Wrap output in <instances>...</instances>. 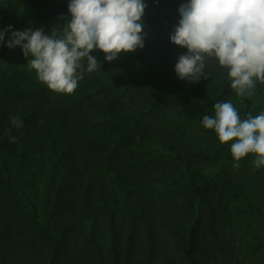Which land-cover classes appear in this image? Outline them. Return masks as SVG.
I'll use <instances>...</instances> for the list:
<instances>
[{"label":"rangeland","instance_id":"rangeland-1","mask_svg":"<svg viewBox=\"0 0 264 264\" xmlns=\"http://www.w3.org/2000/svg\"><path fill=\"white\" fill-rule=\"evenodd\" d=\"M144 2L147 7L143 22L148 27V30H144L145 36L153 32L151 27L154 25H158L162 33L170 36L180 19L178 8L187 0ZM175 10L177 12L173 13ZM50 11L49 0H0V30L9 25L17 31L29 27L33 30L43 27L45 34L59 37L61 32L54 26ZM10 35L11 32H7L4 42H0V132L15 137L13 142L18 151L13 149V145L0 141V175L5 178L0 184V262L4 259L6 264H48L52 249L56 247L57 252H60L59 264H189L188 258L179 247L180 239L173 234V229L190 224L188 220H193L198 213L197 200L200 196L194 191H188L189 174L185 168L179 167L176 154L182 152L191 157L193 155L190 151L211 153L219 144L218 138L214 137L213 132L209 133L211 130L205 129L201 121L205 115L214 116L215 103L225 102L218 87L230 86L227 70L210 60L205 69L210 73L208 79L202 77L199 82L192 83L180 80L175 73V67H171L174 76L169 77L163 75L161 67L158 72L146 71L143 60L126 58L127 54L123 52L111 62L105 60L104 53L100 50L94 49L90 52V55L97 53L100 71L107 83L114 88L112 93L125 90L122 99L131 107L146 105V116H143V120L150 126V136L140 141L139 144L142 145L137 152L132 151L134 143L125 145L122 150L120 170L126 171L128 179L127 184L122 186L123 189L117 183L116 168H111V177H108L113 188L110 187L107 201L116 208L118 215L117 246L121 261L117 263L113 261L114 252L110 249L111 237L107 231L109 215L100 204L89 205L91 214H88L87 219L84 214H79L80 201L75 194L77 185L84 182L95 184L98 181L97 169L103 163L106 164L107 159L102 152L103 144L98 139L100 131L93 125L98 119L107 117L106 110L100 105H88L86 111L76 107L75 113L71 112L72 115L68 113L69 115L61 118L54 116V111L65 114L64 110L68 109L72 94L53 92L41 83L35 71L28 70L27 59L21 48L17 46L9 49L5 46ZM186 52L187 49L182 48L180 54H173V63L176 64L179 55ZM83 63H87L86 59ZM8 70L23 74L28 93H13L6 87L4 76L7 73L4 72ZM260 85L261 88L256 87L251 99L258 98L263 105L264 85ZM34 92L46 93L49 98L37 99L33 96ZM159 94H162V100L156 99ZM155 101L156 104L148 111L149 105ZM228 101L233 103L244 119L248 113L258 108H246L244 98L237 97L235 92ZM21 110L32 113L34 117L24 125L25 139L23 146L19 148L18 128L11 124V118ZM258 114L259 112H255L252 115ZM52 134L55 135L54 138ZM115 136L116 133L114 138ZM116 137L123 139L126 134ZM102 141L104 143L105 139ZM159 144H162L164 150L162 154L157 151ZM21 152H25L23 157L19 156ZM156 156L165 159L166 164H157ZM3 160L7 163L8 170L1 168ZM69 167L74 172L63 175L68 172ZM176 168L181 175L185 174L178 193L174 192L176 187L174 188L172 181ZM50 174H53V178ZM60 177L63 187L56 194L54 186ZM14 178L19 180V187ZM220 178L222 182L224 176ZM131 189L136 191L132 198L140 199L147 212L144 216L133 210L137 220L135 241L130 255H125L130 214L119 200ZM186 194L191 197L196 195L194 203L184 202ZM25 195L37 203L38 221L41 226L42 223L47 224L45 227L48 234L53 236L52 239L44 235L41 227L37 228L32 222L29 215L33 207ZM254 196L261 199L264 193L258 192ZM171 206L176 208L170 210ZM201 206L206 239L202 238L204 241L198 251L201 257L198 256L197 264H233L230 261L234 256L232 254L241 246L244 238L218 220L217 233H211L213 212L205 199H202ZM146 217L151 220L154 230L153 243L148 238L144 221ZM91 232L100 245V251L90 237ZM58 241L61 244L58 245ZM244 259L247 258L239 256L238 264H244Z\"/></svg>","mask_w":264,"mask_h":264},{"label":"clouds","instance_id":"clouds-1","mask_svg":"<svg viewBox=\"0 0 264 264\" xmlns=\"http://www.w3.org/2000/svg\"><path fill=\"white\" fill-rule=\"evenodd\" d=\"M146 7L144 0H69L70 18L62 17L59 37L45 34L43 27L17 31L9 25L0 30V42L11 32L5 46L21 48L28 70L51 91L73 94L85 72L101 70L90 55L94 49L111 62L144 47ZM178 12L170 40L187 52L175 64L177 77L192 83L208 79L205 69L212 60L227 70L236 96L251 99L257 82L264 85V0H187ZM201 123L214 130L220 144L232 141L233 168L249 154L254 169L264 166V111L242 120L231 101L217 102L214 116L205 115ZM11 124L22 127L19 117Z\"/></svg>","mask_w":264,"mask_h":264},{"label":"trees","instance_id":"trees-1","mask_svg":"<svg viewBox=\"0 0 264 264\" xmlns=\"http://www.w3.org/2000/svg\"><path fill=\"white\" fill-rule=\"evenodd\" d=\"M49 1H51L50 15L53 18L54 26L57 27L58 31H60L59 29L62 28L65 23V19H62V17H70V13L68 12L69 0ZM176 12L177 11L175 10L173 13ZM153 27H151L153 32H150L147 36H145L144 47L142 49L138 48L135 52H131L129 54L126 53V58L143 60L145 62L146 71L155 70L158 72L161 67L160 70L164 72L163 75L173 77L174 72L171 73V67H175V64L173 63V54H180L182 48L172 43L169 34L165 32L162 33L158 25H154ZM144 30H148V27H145ZM161 46H163L162 49ZM94 56H97V53H94ZM84 64L86 65V63ZM148 67L152 69L149 70ZM4 73H7V75L4 76V83L7 88L9 87L13 93H28V90L25 88V79L23 74L20 72H10V70L5 71ZM260 86V83L257 82V87H259V89L261 88ZM218 89H220V94L223 95L225 102L228 101L230 95L234 93V90L231 89L229 85H221ZM113 90V86L107 83L100 70L92 73L85 72L83 74V78L78 81L77 89L72 94L71 103L69 102L67 106L69 110L65 109V114L60 111H54L53 115L57 118H61L68 113L72 115L71 112L75 113L74 109L76 107L86 111L88 105H100L104 110H106L105 114L107 113V117L104 119H98L95 123H93L94 127L100 131L98 139H100L103 144L102 152L105 154L103 155L106 156V164L103 163V168L101 166L97 169L98 173L96 177L98 181L96 180L95 184H87V182H84L77 185L75 188V194L78 201H80L79 214H84L87 219L89 218L88 214H91V210L88 209L89 205L94 206L96 204H100L109 215L107 231L111 237L110 249L114 252L113 261L118 263L121 261L117 246L119 241V233L117 230L118 215L115 210L116 208L107 201L108 193L111 190L110 187L113 186L112 181H109L108 177H111V168H116V179L119 186L122 187L127 184V173L125 170H120L119 159L121 157L122 150L125 145L134 143L132 151L137 152L136 150L138 147L142 145L139 144L140 141H144L148 136H150V134H148L150 132V126L147 125L146 122L144 123L143 120V116H146V109L144 108V106H146L145 104L131 107V105L124 98L122 99V96L126 93L125 90H122L117 94L112 93ZM161 95L162 94H159L156 99L162 100L160 97ZM33 96L41 100L49 98L48 94L41 92H34ZM244 102L247 104L246 108L248 109L258 107L256 111L252 112V114L264 111V104L261 105V100L258 98H244ZM155 104L156 101L152 102L147 110L149 111L151 106H154ZM32 115V113H26L24 110L19 111L15 115V117H19L22 122V127L18 128L20 138L19 148L23 146L22 142L25 139L23 134L24 125L34 117ZM240 118L242 120L244 119L241 116ZM211 132L214 133V137H217L214 130L209 131V133ZM115 133L116 136L126 134V137L122 139L121 137L117 138L115 136L114 138ZM54 136L55 135L52 134L53 138ZM8 137L9 136L5 135L4 132H0V141L8 145H13V149L18 151L11 137L7 139ZM103 139H105L104 143L102 141ZM128 140H130V142ZM231 143L232 141L226 144L219 143L214 148L215 150L211 153L190 151L193 155L191 157L183 154L182 152L176 154V158L179 160V167L185 168L186 172L189 174L188 191H194L196 195L200 196L197 200L198 213L193 220H188V223L190 224L181 225V227L178 226L176 228L174 227L173 229V234L180 239L179 247L188 258L189 264L198 263V256L201 257V255L198 254V251L200 249L201 242L204 241L202 238L204 237L206 239L205 225L203 224L204 217L202 216V199L206 200L213 212V224L210 226L211 233L216 234L218 222H222L223 224H227L228 227L232 228V230H235V232H239L241 238H244V242H242L241 246L239 245L237 250L234 251V254H232L234 256L230 261H232L233 264H238V257L242 256L243 258H247L244 259V264H264V197L258 199L254 196L258 192L264 193V166H261L259 169H254V156L249 154L239 161V168H233L232 164L235 161L230 153ZM157 151L158 154H162L164 152L162 144H159ZM24 153L25 152H21L19 156L23 157ZM194 159H197V161L194 162ZM164 160L165 159L157 157V160L155 161L157 164L164 165L166 164ZM6 164L5 160H3L1 168L8 170ZM73 172V168L69 167L68 172L63 173V175L72 174ZM49 176L53 178V174H50ZM220 176H224L222 182V178H220ZM184 177L185 174L181 175L178 168H176L172 177V181L175 184L174 188L176 187V190H174L175 193H178L181 189L182 185L180 182L181 180L183 181ZM60 179L61 177L54 186L56 194L61 191V186L63 187ZM4 180L5 178L0 175V184ZM15 183L19 187V180L16 179ZM115 190L118 192L117 187ZM183 191L185 192V190ZM134 192L136 193L135 190L131 189L127 194H123L119 200V203L130 214V228H128L129 230L126 233L127 246L125 255H130V249L135 241L137 220L135 219V213L133 210L135 209L139 214L144 216L147 212L144 203L140 199L132 198ZM252 195L253 197L251 198ZM195 196L191 197L189 194H186V200L184 202L188 204L194 203ZM25 198H27L33 207V211L29 215L32 222L37 225V228L38 226L41 227L44 235H47L50 239H52L53 236L48 234L45 227L47 224L42 223L43 226H41L38 221L37 215L39 210L37 203L28 195H25ZM175 208L176 206H171L170 210H174ZM187 212H189V210ZM144 221L146 222L148 238H150L149 240L153 243L154 239L152 236L154 230L151 220L146 217ZM31 236H33V234H31ZM90 237L93 241H95L97 250L100 251V245L94 239L95 236L92 235V232ZM56 241L57 239L55 242ZM57 243L58 245L61 244L60 241ZM59 253V250L57 252L56 247H54L48 264H59ZM5 262L6 261L3 259L0 264H6Z\"/></svg>","mask_w":264,"mask_h":264}]
</instances>
